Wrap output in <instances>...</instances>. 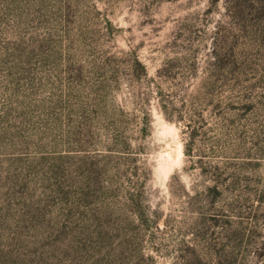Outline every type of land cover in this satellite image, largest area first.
Listing matches in <instances>:
<instances>
[{"label": "rangeland", "instance_id": "obj_1", "mask_svg": "<svg viewBox=\"0 0 264 264\" xmlns=\"http://www.w3.org/2000/svg\"><path fill=\"white\" fill-rule=\"evenodd\" d=\"M0 264H264V0H0Z\"/></svg>", "mask_w": 264, "mask_h": 264}, {"label": "bare ground", "instance_id": "obj_2", "mask_svg": "<svg viewBox=\"0 0 264 264\" xmlns=\"http://www.w3.org/2000/svg\"><path fill=\"white\" fill-rule=\"evenodd\" d=\"M168 152H169V150H168ZM175 152H179V148H176ZM169 154H170V153H169Z\"/></svg>", "mask_w": 264, "mask_h": 264}, {"label": "trees", "instance_id": "obj_3", "mask_svg": "<svg viewBox=\"0 0 264 264\" xmlns=\"http://www.w3.org/2000/svg\"><path fill=\"white\" fill-rule=\"evenodd\" d=\"M138 63H140L141 64V62L139 61V59L137 58V60H136Z\"/></svg>", "mask_w": 264, "mask_h": 264}]
</instances>
